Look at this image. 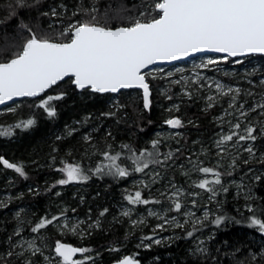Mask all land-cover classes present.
I'll return each mask as SVG.
<instances>
[{"label":"trees","instance_id":"trees-1","mask_svg":"<svg viewBox=\"0 0 264 264\" xmlns=\"http://www.w3.org/2000/svg\"><path fill=\"white\" fill-rule=\"evenodd\" d=\"M148 1L0 0V62H6L22 51L23 44L31 36L28 28L38 38L67 42L71 33L61 35L65 25L87 21L109 28L129 27ZM53 10L56 15L52 14ZM63 11L66 14H62ZM148 11L144 15L146 22L157 18L155 8L151 13ZM234 59L237 58H230L229 61ZM252 60L263 62L264 55L242 57V63ZM153 84L156 86L157 81ZM132 92L125 90L116 94L120 106L115 110L109 105L112 93L101 94L89 89L79 91L72 79L68 78L36 99H23L0 109V128L12 130L11 135H0V156L9 162L22 164L25 171V176H20L0 164V200L6 201L2 195L7 191L23 190L20 201L0 205V250L12 245L21 220L35 226L42 218L49 219L60 205L65 204L80 213L88 212L94 216L111 212L113 204L124 198V179L128 175L123 179L110 174L104 168L107 165L104 153L112 156L120 154L118 164L128 171L139 173L134 171L133 154L138 156L146 150L154 153L148 159L159 160L169 153L186 158L191 148L200 149L207 143L208 134L213 131L209 117L217 112L216 106L202 110L194 97L180 102L176 114L188 124L182 129V135L174 138L177 148L172 149L165 138L155 135L158 128H167L168 125L164 121L163 111L158 107L161 101L154 96L146 110L142 99L130 96ZM61 93L64 94L62 99L50 102L56 115L48 116L39 107L41 101ZM13 107V110H9ZM29 119L35 121L31 127H15ZM260 119V124L264 123V118ZM154 140L159 141L155 149L152 147ZM260 143L264 152V137ZM157 152L159 156L155 155ZM66 164L79 165L88 179L79 181L78 186L58 184L59 180L66 178L60 171ZM98 166L104 171L97 173ZM209 166L219 170L216 165ZM247 166L258 169V174L251 179L245 191L233 188L219 194L214 203L213 216L207 223L180 227L169 242L130 250L126 242L129 237L122 226L108 225L106 220L102 229L94 230L88 238L83 241L72 239L71 242L95 252L104 264L118 260L122 252L144 264H238L242 260H246L247 264H264L263 260H252V255L251 260L247 259L249 251L258 249L257 243L264 240L263 232L258 227L250 226L253 215L264 219V157ZM229 169L225 172H233ZM140 192L142 199H150L147 189L142 188ZM221 216L225 219L219 225L215 224L216 218ZM199 238L207 244L208 255H195V244Z\"/></svg>","mask_w":264,"mask_h":264},{"label":"rangeland","instance_id":"rangeland-1","mask_svg":"<svg viewBox=\"0 0 264 264\" xmlns=\"http://www.w3.org/2000/svg\"><path fill=\"white\" fill-rule=\"evenodd\" d=\"M157 2L158 0H149L139 11L135 20L140 19L146 22L145 13L148 10L150 13L153 12ZM62 14L66 12L63 11ZM75 23L77 22L74 21L69 25ZM69 25H65L64 30ZM223 57L225 56H197L186 62L156 66L144 72L147 80L151 81L150 104L151 98L156 96V99L161 101L158 107L163 111L164 121L178 118L182 122L180 127L167 125V128H158L155 132L156 136L165 138L172 149L177 148L174 138L181 136L182 129L188 124L176 114L180 102L185 98L194 97L202 110L215 106L218 108L217 112L209 117L213 124V131L208 134L207 143L204 146L200 149L191 148L186 158L180 154L170 156L168 159H165L167 156L161 157L159 163L150 164L143 172L134 173L129 169L128 172L132 174L129 173L126 179L122 177L125 180L122 191L124 198L114 203L113 209L107 215L94 216L88 212L83 214L76 208L64 204L58 206L56 212L49 218L56 216L59 219L38 232L32 231L34 225H29L24 219L21 220L12 245L0 250V264H61V258L54 251L56 242H68L75 245L71 242L72 239L83 241L94 230L102 229L105 220L108 225L122 226L125 235L129 237L126 242L130 250L150 248L153 245L169 242L177 235L180 227L207 223L213 216L212 212L215 211L216 197L225 192L224 189L234 188L236 191H245L251 179L258 174V169L248 168L247 164L264 157L260 143L264 137V123L260 124L262 122L260 118H264V108L257 107L264 104V61L252 60L242 63V57L233 61H229L231 57L227 60ZM209 60L216 63L208 64ZM205 64L208 66L202 67ZM156 81L155 86L153 83ZM217 84L222 88L217 89ZM229 89L233 91L229 92ZM235 89L240 91L237 93ZM116 96L113 94L109 102L110 107L115 110L117 106H120ZM130 96L143 100V93L140 90H133ZM13 109L14 107L9 110ZM237 123L240 125L238 129L234 127ZM249 127L254 128L255 139L239 140V136L247 135L246 129ZM233 132L237 135L233 136L231 141L218 146V141L223 136ZM249 148L251 152L248 151ZM106 162V164L109 163L108 160ZM116 163L118 164V160ZM209 164L216 165L219 170L214 169V171L220 173L221 183L208 185L213 191L197 187L201 180L207 179L210 182L215 180L216 177L212 173L205 174L199 171L203 167L210 168ZM129 165L132 164L129 163ZM228 169L233 172L226 173ZM78 182H71V186H78ZM142 188L147 189L150 203H130L127 197L134 195ZM21 194H23L22 189L5 192L2 198L6 201L0 200V205L6 206L13 200L20 201ZM176 199L182 205L179 211L174 208ZM125 212L128 215H124ZM73 228L76 230L73 231ZM52 236L56 238L53 240ZM30 244L34 247H30ZM257 247L258 251H249L250 256L247 259L264 261V240L257 243ZM35 248H39L40 251L36 252ZM195 250L196 256L209 254L207 244L200 238L195 244ZM94 253L92 251L81 253L74 259L84 260V264H104L101 257ZM126 255L128 254L122 252L120 258ZM85 257H91V259L86 260ZM233 261L235 263V258ZM238 264H247V262L242 260Z\"/></svg>","mask_w":264,"mask_h":264},{"label":"snow or ice","instance_id":"snow-or-ice-1","mask_svg":"<svg viewBox=\"0 0 264 264\" xmlns=\"http://www.w3.org/2000/svg\"><path fill=\"white\" fill-rule=\"evenodd\" d=\"M155 9L159 14L158 19L153 18L148 22L137 19L129 27L113 29L87 21L71 24L61 34L71 33L68 43L38 38L36 33L28 28L31 36L23 44L22 51L10 60L0 62V104L14 97L37 96L66 76H72L77 88H90L99 93H115L124 88L139 87L143 90L144 108L148 109L150 91L142 69L155 61L176 60L203 50L226 53L227 55L223 57L225 60L229 56L264 53V0H158ZM52 14L56 15L55 10ZM23 27L27 28V25ZM213 63L216 61H208V64ZM221 88L222 86L217 84V89ZM231 91L233 90L229 89V92ZM235 91L238 93L240 90ZM63 95L61 93L58 96H49L41 101L39 107H42L48 116L53 117L56 110L50 102L62 99ZM257 107L264 108V104ZM34 123L33 119H29L15 127L27 129ZM166 123L172 127H180L182 122L175 118L167 120ZM234 127L238 129L240 125L237 123ZM253 132L254 128H247V135L239 136V140H254ZM11 134V128H0V135ZM235 135L237 133L233 132L223 136L218 141V146L231 141ZM158 144V140L152 141L154 149ZM248 151L251 152V148ZM155 155L159 156V153ZM104 156L109 161L104 168H107L110 174L119 177L129 175L126 168L116 163L120 154L112 156L104 153ZM153 156L154 153L146 150L140 152L138 156L133 154L131 158L135 165L134 171L143 172L150 163H159L158 159H148ZM170 156L171 153L165 159ZM0 164L14 170L20 176H25L22 164L9 162L2 156ZM104 168L98 166L97 173L104 171ZM60 171L66 177L57 182L60 185L88 179L79 165L66 164ZM199 171L205 174L212 173L216 178L211 182L207 179L201 180L197 187L213 191L208 187L209 183H221L220 173L214 169L203 167ZM127 199L132 204L150 203L149 200L142 199L140 191L129 195ZM181 207L180 201L176 199L175 210L179 211ZM124 215L128 213L125 212ZM58 219L56 216L51 219L42 218L32 231L38 232ZM224 219L222 216L217 217L214 223L219 225ZM250 226L258 227L264 232V219L253 215L250 218ZM188 235L191 236L192 233L189 232ZM29 246L34 247L31 244ZM35 251L39 252L40 249L35 248ZM54 251L61 258V264H84V260L74 259V256L77 253H86L90 249L73 247L57 241ZM117 264L139 262L131 256H125L117 261Z\"/></svg>","mask_w":264,"mask_h":264},{"label":"water","instance_id":"water-1","mask_svg":"<svg viewBox=\"0 0 264 264\" xmlns=\"http://www.w3.org/2000/svg\"><path fill=\"white\" fill-rule=\"evenodd\" d=\"M158 18H159V17H158ZM158 18H157V19H158ZM120 27H123V26H120ZM115 28H118V27H115ZM115 28H113V29H115ZM51 41H52V42H56V43H68V42H70V40L67 41V42H58V41H54V40H51ZM203 55H221V56H226L227 54H226V53L216 52V51H213V50H203V51H199V52H194V53H190L188 56L180 57V58H178V59H176V60H170V61H155L153 64L148 65L146 68L142 69V73H144L145 71H147V70H149V69H151V68H153V67H156V66H166V65L178 64V63H181V62L187 61V60H189V59H192V58H194V57H197V56H203ZM251 55H264V53H249V54L238 55V56H236V57H247V56H251ZM229 57H231V56H229ZM231 58H235V57H231ZM68 78H71L72 81L74 80V77H72V76H66L63 80L58 81L55 85H53V86H51L50 88L46 89L44 92L40 93L39 95L34 96V97H28V96H24V97H14L12 100H9V101H6V102L3 103V104H0V109L5 108L6 106H9V105H11V104H13V103H15V102H19V101H21V100H23V99H27V98H30V99H36V98H38V97L44 95V94H45L47 91H49L52 87H54V86H56L57 84H59V82H62V81H64V80L68 79ZM145 79H146V82H147L148 85H149V91H150V93H151L150 82L147 80L146 77H145ZM73 84H74V83H73ZM74 85H75V84H74ZM76 88H77V87H76ZM77 89H78L79 91H82V90H85V89H89L90 91L94 92V91H93L92 89H90V88H85V89H79V88H77ZM125 90H140V91H142V93H143V90H142L141 88H139V87L124 88V89H120L119 91H117V92H115V93H113V92H106V93L118 94V93H120L121 91H125ZM101 94H104V93H101ZM263 234H264V232H263ZM62 243H64V244H70V245H72L73 247H79V246H75V245H73V244H71V243H68V242H62ZM79 248H82V247H79ZM80 254H81V253H77V254L74 256V258H76V257H77L78 255H80ZM126 256H131V255L128 254V255H126ZM124 257H125V256H124ZM131 257H132V256H131ZM122 258H123V257H122ZM122 258H120V259H122ZM120 259L115 260V261L112 262L111 264H117V261H119ZM134 259L137 260V261L139 262V264H144V263H142L139 259H136V258H134ZM154 264H155V263H154Z\"/></svg>","mask_w":264,"mask_h":264}]
</instances>
